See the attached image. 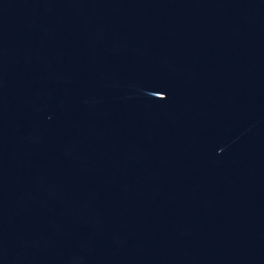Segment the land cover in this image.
<instances>
[{"label": "water", "instance_id": "95a60500", "mask_svg": "<svg viewBox=\"0 0 264 264\" xmlns=\"http://www.w3.org/2000/svg\"><path fill=\"white\" fill-rule=\"evenodd\" d=\"M0 264H264V0H0Z\"/></svg>", "mask_w": 264, "mask_h": 264}]
</instances>
